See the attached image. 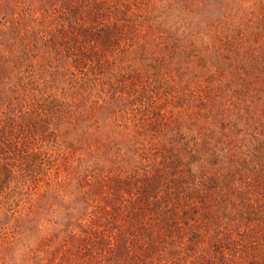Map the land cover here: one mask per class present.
<instances>
[{
    "label": "rangeland",
    "instance_id": "1",
    "mask_svg": "<svg viewBox=\"0 0 264 264\" xmlns=\"http://www.w3.org/2000/svg\"><path fill=\"white\" fill-rule=\"evenodd\" d=\"M0 264H264V0H0Z\"/></svg>",
    "mask_w": 264,
    "mask_h": 264
},
{
    "label": "trees",
    "instance_id": "2",
    "mask_svg": "<svg viewBox=\"0 0 264 264\" xmlns=\"http://www.w3.org/2000/svg\"><path fill=\"white\" fill-rule=\"evenodd\" d=\"M20 125H21V128L25 130V129H29V127H31V126L39 125V123H37V124L34 123V124H31L30 126L27 125V124L26 125L25 124H20ZM255 259L257 260L258 258H255ZM231 260H232V258L230 256L226 255V252L223 251L222 252V256H221V261L227 263L228 261H231ZM253 261H255V260H253ZM259 261L262 262V260H259Z\"/></svg>",
    "mask_w": 264,
    "mask_h": 264
}]
</instances>
